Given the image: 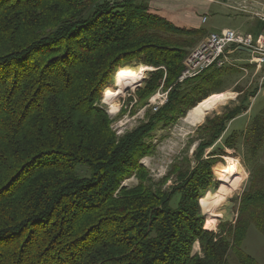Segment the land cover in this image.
I'll return each instance as SVG.
<instances>
[{"label":"trees","instance_id":"16d2710c","mask_svg":"<svg viewBox=\"0 0 264 264\" xmlns=\"http://www.w3.org/2000/svg\"><path fill=\"white\" fill-rule=\"evenodd\" d=\"M202 38L147 0H0V264H258L242 245L250 226L264 234V165L250 175L234 223L205 229L198 204L212 186V158L225 155L216 142L248 110L247 99L206 119L194 166L174 168L179 186L145 185L139 164L156 124L222 92V69L175 84ZM127 59L155 69L135 93L143 106L161 87L170 90L157 113L119 138L97 104ZM230 136L224 147L241 143L256 160L264 111ZM133 171L140 183L123 186Z\"/></svg>","mask_w":264,"mask_h":264},{"label":"rangeland","instance_id":"374dc122","mask_svg":"<svg viewBox=\"0 0 264 264\" xmlns=\"http://www.w3.org/2000/svg\"><path fill=\"white\" fill-rule=\"evenodd\" d=\"M175 1L179 3L182 7H184V5L188 6L191 4L189 0H175ZM198 1L207 3V5H205L201 11H198L197 8H194L195 9L194 14L197 16L198 22L201 20L200 25L198 27V30H200L201 32L203 31L204 33H206L207 30L216 31L217 29L222 28L224 26H230L231 28H234L238 25L236 23L237 22L236 18L242 17L240 15L242 12H240V14H236L235 13L236 10L234 11L233 9L231 11L230 9L227 10L222 6V2L220 0H198ZM237 13H239V11ZM246 16H248V14H246ZM203 18L206 19L204 23L202 22ZM254 19L257 20L256 18ZM195 44L189 50H191L195 46ZM241 54L243 55L244 58H249L250 56L249 53L248 54L241 53ZM139 64L140 63H138L133 59L120 61V63L117 64L115 70L110 76L111 82L107 87H105L107 88V91H104V94L106 92L112 91L113 77L118 72L129 69V68L122 69V68L139 67L141 66ZM236 64H241V63L238 62ZM236 67L238 66L234 64L233 66L231 65H226L225 67L223 66L224 69L221 68L222 73H224V75L221 79L222 86L218 90L222 92L212 94V95H219L222 93L229 92L234 95L232 100H229L226 105L220 107L218 111L208 114L204 118L205 120H203L201 124L196 125L195 127H190L185 122L186 121L185 119L187 118L190 110L186 113L184 117H180L174 123L168 124L166 126H164L163 124H156L153 132L150 134V137L145 140V144L150 145L152 148L149 149L148 154L144 155L139 160V164L141 165V168L146 174L147 183H145V185L149 187H152L153 185H158L157 187H163V190H168V189H172L175 186H179V184H181L180 181L176 179L177 177L175 176V174L174 175L172 174L174 168H176V166H181L182 168L185 169L186 167H189L190 163L192 167L194 166V158H195L194 152L197 146L199 145L201 138L205 137L206 141L208 140V137L204 136V130H203L204 127H206L205 124L206 119L210 120L216 116H220L225 113H230L235 108L241 106L242 102L244 103V101H246L247 99L246 104L247 107H249L248 110L245 113H242L241 116L233 120L228 126L229 129L227 130V133H225L224 135L225 137L223 139L221 137L216 142L217 146L215 147V150L218 148H222L221 151L224 152L225 155L221 156L220 158L219 157L212 158V164H211L212 165L211 177L213 179L212 186L200 194V198H203L207 193H210L211 196L215 194L219 186L218 182L215 181L217 173L219 172L215 173V170L221 166H224L222 171L226 173L225 170L226 163L224 159L225 157L229 158L227 159V161L232 159L235 163L239 164L242 174V180L239 186H237L229 195L225 196L223 201L220 203V205L216 207L214 213L215 214L217 213L219 217L213 218L214 220H211L202 211L201 207H199L200 215L204 219V228L205 227L211 228L209 229L211 231H217V226L220 223H234L235 219L238 216L237 210L239 206V199L241 198L242 194L247 191L249 187L250 175L255 170V166L260 164L264 165L262 150L258 154L256 160H253L247 155L245 148L241 143H237L232 149L224 147V142L226 138L231 137L230 135H232L235 132L238 133L240 131H243L247 126V124L250 123L255 116H257L260 112L264 111V87L258 93L260 80L262 76H264V68L256 69L253 66H248L241 71L236 69ZM149 68L154 69L152 67ZM213 69L214 68L210 69L209 72L212 71ZM215 69L220 70L218 68ZM154 71L155 70L153 71L150 70L145 72V77L142 80V82L139 85L135 86L133 89H129L125 92L124 97L120 98V101L117 102L119 109L116 112H111L108 106H106L102 102L104 98V94L102 97V93L105 88L102 90L101 99L99 100L97 105L98 107L102 108L104 111L109 113L108 115L110 119L113 121V129L115 133L117 129L127 128V126H137L138 121H143V119H145V114L147 115V113L150 112V108L153 107V105H151V101L155 100L158 96H160L161 91H164L163 88L161 87L160 90H157L154 95L152 94L148 98L149 100L144 106H143V101L146 98L144 97L139 98L138 93L135 96L136 89H139V93L140 91L142 92V90L145 89L144 87H146L148 80L151 79L150 74ZM254 91H256L257 93L253 98ZM130 95L132 96L130 97ZM132 97H134V100L128 102V99ZM246 104L244 103V105ZM133 106L134 107L136 106L135 109L136 108L137 109L140 108V109H138L135 113L132 114L131 110ZM121 110L125 111V113L121 117H117ZM116 135H118V137L120 138V134H116ZM262 149H264V147H262ZM209 152L210 149L206 150L205 154L207 155V153ZM77 172L79 176H85L88 174L87 169L82 167H79L77 169ZM189 172H191V169L185 171V173H187L188 175ZM136 174L137 173L133 171L130 175L125 176L124 180L122 181V185L127 186L129 188L136 187L138 183H140L139 176ZM223 176L220 177L219 180H221ZM153 188L155 189L156 187L153 186ZM175 203L176 200H173V202L171 203L172 207L175 206ZM242 249L247 255L251 256L258 264H264V234L260 233L254 226L249 227L246 238L242 245ZM198 250H199V246L197 243H195L194 246L192 247V251L194 253H197Z\"/></svg>","mask_w":264,"mask_h":264},{"label":"built area","instance_id":"2783aa9c","mask_svg":"<svg viewBox=\"0 0 264 264\" xmlns=\"http://www.w3.org/2000/svg\"><path fill=\"white\" fill-rule=\"evenodd\" d=\"M227 1V0H226ZM229 4L231 3L228 0ZM229 8L248 14L264 24V2L254 0H239L237 3H232ZM206 21L203 18L202 22ZM247 50L250 54L249 65L256 69L264 67V35L260 34L254 37L251 34L241 33L231 29H222L216 33H209L203 37L191 50H189L183 64V73L178 77V82L175 84H184L187 81L197 78L201 73H205L210 68L216 66H233L231 56L237 50ZM155 70V69H151ZM263 84V85H262ZM264 87V76L260 80L258 93ZM137 90V89H136ZM170 90V89H169ZM161 91L160 96L155 99L154 107L150 108V113L155 114L161 109L168 99V92ZM132 94V93H131ZM132 95H130L131 97ZM134 100V97H132ZM107 114H109L107 112ZM147 122V115L143 121H138L137 126H127L116 130V134L120 137L127 132L136 129L140 123Z\"/></svg>","mask_w":264,"mask_h":264},{"label":"bare ground","instance_id":"6f19581e","mask_svg":"<svg viewBox=\"0 0 264 264\" xmlns=\"http://www.w3.org/2000/svg\"><path fill=\"white\" fill-rule=\"evenodd\" d=\"M215 68L221 69L223 66H216L214 69ZM150 70L151 68L141 65L139 67H130L127 70L118 72L113 77L112 91L106 92L104 94L102 102L108 106L111 112H116L119 109L117 102L120 101V98L124 97L127 90L133 89L135 86L139 85L145 77V72ZM181 72L183 73V71ZM202 74L203 73H201V75ZM233 97L234 95L229 92L219 95H211L189 111L188 116L185 119L186 124L190 127H195L196 125L201 124L208 114L218 111L220 107L226 105L229 100L233 99ZM154 102L155 100L151 101V105H153V107ZM225 170L226 173L220 180L215 194L211 196L210 193H207L198 202L199 207H201L202 211L211 220H214L213 218L219 217L217 213H214L216 207L220 205L225 196L229 195L237 186H239L242 180L240 166L233 160L226 161Z\"/></svg>","mask_w":264,"mask_h":264},{"label":"crops","instance_id":"0c3cea01","mask_svg":"<svg viewBox=\"0 0 264 264\" xmlns=\"http://www.w3.org/2000/svg\"><path fill=\"white\" fill-rule=\"evenodd\" d=\"M220 1L222 2V6L224 8H226L227 10L230 9V11H231L232 9L229 8L228 6L232 3H237L239 0H230L231 1L230 4H229V2H227L228 0L227 1L226 0H220ZM220 1H217V2H220ZM254 1L264 2V0H262V1L254 0ZM147 2L151 8H153L157 11H160L168 19H170L174 23L178 24L179 26L189 28V29H194V30H198V27H199L200 21H201L200 20L198 22V18L194 14V11H195L194 8H197L198 11H201L204 8V6L207 5L206 2H202V1H198V0H189V2L191 4L188 6L184 5V7H182L175 0H147ZM237 12L238 11H235L236 14H240V12L239 13H237ZM240 15L242 17L236 18V20H237L236 23L238 24L236 27L231 28L230 26H224L222 28L217 29L216 31L207 30L206 33H204L202 31L203 37H205L209 33L219 32L222 29H231V30L239 31L241 33L251 34L254 37H256L260 34L264 35V24L261 23V21H259L257 19L259 21L258 22L257 20H255L251 16L248 15L249 16L248 17V16H246V14H243V13H241ZM241 53L248 54L247 52L238 49L235 53H233V55H232L233 57L231 56V59L233 60V63L238 66V67H236V69L242 71L244 68L251 66V65H249L250 56H249V58H244ZM238 62H240L241 64H236ZM255 74H256V72H255ZM262 151H263L262 156H263V160H264V149H262Z\"/></svg>","mask_w":264,"mask_h":264},{"label":"water","instance_id":"95a60500","mask_svg":"<svg viewBox=\"0 0 264 264\" xmlns=\"http://www.w3.org/2000/svg\"><path fill=\"white\" fill-rule=\"evenodd\" d=\"M242 50H243V49H242ZM243 51H245V52H247V53L249 52V51H247V50H243Z\"/></svg>","mask_w":264,"mask_h":264}]
</instances>
